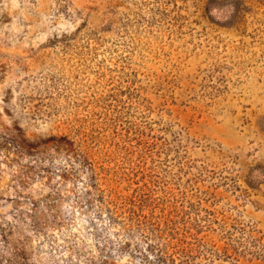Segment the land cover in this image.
I'll return each instance as SVG.
<instances>
[{"label": "rangeland", "instance_id": "obj_1", "mask_svg": "<svg viewBox=\"0 0 264 264\" xmlns=\"http://www.w3.org/2000/svg\"><path fill=\"white\" fill-rule=\"evenodd\" d=\"M0 264H264V0H0Z\"/></svg>", "mask_w": 264, "mask_h": 264}]
</instances>
